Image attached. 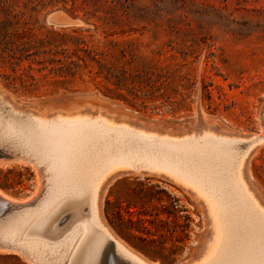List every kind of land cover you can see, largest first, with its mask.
Instances as JSON below:
<instances>
[{"label":"rangeland","instance_id":"374dc122","mask_svg":"<svg viewBox=\"0 0 264 264\" xmlns=\"http://www.w3.org/2000/svg\"><path fill=\"white\" fill-rule=\"evenodd\" d=\"M57 37H87L109 60L122 54L135 56L137 61L128 68L142 76L143 84L129 82L133 94L122 90L123 98L106 90L105 73L93 81L85 70L67 85L54 84L57 79L49 69L41 71L43 65L33 55L17 66L16 73L8 65L0 67V91L19 110L42 118L102 117L179 137L203 129L240 137L264 133V0H0V49L4 43L16 49L28 41L36 47L33 54L50 51ZM39 39L45 42L43 46L39 47ZM111 41L121 45L115 47ZM66 47L73 48V44ZM89 70L95 73L99 67L89 62ZM2 74L10 75V80ZM27 75L36 83L31 90H25L20 80L16 86L11 84L14 78L27 79ZM0 150V163H5L0 165V190L16 200L34 202L43 190L36 169L15 162L4 145ZM245 179L264 204V142L249 155ZM134 181L161 187L192 218L189 241L178 243L175 236L167 244L185 245L183 251L165 263L152 260L190 264L200 258L213 232L203 200L177 179L154 171L117 170L107 176L101 209L112 232L118 235L107 218V202L122 205L124 215L128 201L140 205L131 193ZM13 207L9 204L2 215ZM146 226L159 245L161 223ZM0 264L31 262L2 246Z\"/></svg>","mask_w":264,"mask_h":264},{"label":"bare ground","instance_id":"6f19581e","mask_svg":"<svg viewBox=\"0 0 264 264\" xmlns=\"http://www.w3.org/2000/svg\"><path fill=\"white\" fill-rule=\"evenodd\" d=\"M0 139L15 162L36 169L43 185L31 203L0 190V247L31 264H105L109 243L118 256L111 264H158L121 241L103 219L102 187L117 170L166 175L203 200L213 232L190 264H264V204L245 179L246 161L264 133L203 129L179 137L102 117L42 118L19 110L0 91ZM9 204L14 207L2 215Z\"/></svg>","mask_w":264,"mask_h":264},{"label":"trees","instance_id":"16d2710c","mask_svg":"<svg viewBox=\"0 0 264 264\" xmlns=\"http://www.w3.org/2000/svg\"><path fill=\"white\" fill-rule=\"evenodd\" d=\"M55 41L53 50H38L34 54L31 51L36 47L28 41L18 45L16 49L11 48L9 43H4V47L0 49V67L8 65L16 73L17 66L24 59H30L31 56L36 55L40 59L39 64L43 65L41 71L49 69L50 74H53L57 79L54 84L67 85L77 76L81 78L82 72L85 70H88L91 77L93 76V81H98V78L105 73L106 90L108 92L116 91L122 98L124 97L121 93L122 90L133 94L134 87H130L129 82L143 84L142 76L133 74L128 68L137 61L135 56L128 57L122 54L121 57L109 60L101 48L93 44L94 42L87 37H57ZM69 42L73 44V48L66 47ZM38 43L39 47L45 44L41 39L38 40ZM111 44L115 47L121 45L115 41H111ZM46 53H51V55L47 57ZM89 62H95L99 71L94 73L89 70ZM2 76L6 81L11 78L7 74H2ZM17 80H20V85L25 90H31L36 86L30 75H27V79L14 78L11 80V84L16 86ZM107 84H112L115 88L111 89ZM133 183L132 196L141 204L128 201L126 215H124L122 205L113 206L108 201L106 214L110 224L123 240L147 257L160 260L162 263L174 260L175 256L183 251L185 245L174 243L172 247H167L168 241H173L175 236L178 243L185 244L189 241L191 216L187 209L180 205L178 199L171 198V195L161 187L143 181H134ZM157 204H161V207L158 208ZM145 206L153 207V211L148 210ZM180 212L184 213L181 217L178 216ZM180 219L183 222L178 224ZM155 221H159L162 227V233L159 234L161 239L159 245L156 244L157 239L153 238L155 235L146 226L155 223ZM170 223L175 224V227H171ZM178 229L180 234L177 236Z\"/></svg>","mask_w":264,"mask_h":264},{"label":"water","instance_id":"95a60500","mask_svg":"<svg viewBox=\"0 0 264 264\" xmlns=\"http://www.w3.org/2000/svg\"><path fill=\"white\" fill-rule=\"evenodd\" d=\"M125 242V241H124ZM107 251L105 253V262L106 264H111V261L114 260L115 262L118 260V256L116 254V251H115V246H114V243H109L108 247H107ZM134 249V248H133ZM135 250V249H134ZM138 252V251H137ZM143 255V254H142ZM144 257H146L149 261L151 262H157V261H154L152 259H150L149 257L143 255ZM161 264V263H159Z\"/></svg>","mask_w":264,"mask_h":264}]
</instances>
